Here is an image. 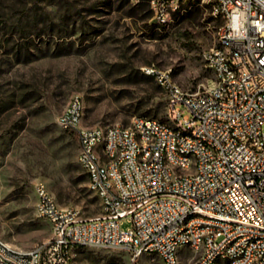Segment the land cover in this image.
I'll list each match as a JSON object with an SVG mask.
<instances>
[{
    "label": "built area",
    "instance_id": "built-area-1",
    "mask_svg": "<svg viewBox=\"0 0 264 264\" xmlns=\"http://www.w3.org/2000/svg\"><path fill=\"white\" fill-rule=\"evenodd\" d=\"M194 1L222 21L203 53L208 87L185 92L146 66L169 122L134 116L126 126L83 125L84 103L73 95L56 122L78 142L100 215L83 219L37 184L35 212L50 237L27 250L0 240V264H71L76 247L161 264H264V0H150L152 20L168 27Z\"/></svg>",
    "mask_w": 264,
    "mask_h": 264
},
{
    "label": "rangeland",
    "instance_id": "rangeland-1",
    "mask_svg": "<svg viewBox=\"0 0 264 264\" xmlns=\"http://www.w3.org/2000/svg\"><path fill=\"white\" fill-rule=\"evenodd\" d=\"M149 2L0 0V240L27 250L49 239L35 212L37 184L83 219L100 215L76 161L78 142L56 122L73 95L83 100L85 126H126L134 116L168 123L165 94L142 68L168 72L188 93L212 81L203 53L216 45L222 21L194 1L159 28ZM129 227L123 219L120 228ZM71 264L161 262L76 247Z\"/></svg>",
    "mask_w": 264,
    "mask_h": 264
},
{
    "label": "trees",
    "instance_id": "trees-1",
    "mask_svg": "<svg viewBox=\"0 0 264 264\" xmlns=\"http://www.w3.org/2000/svg\"><path fill=\"white\" fill-rule=\"evenodd\" d=\"M73 134V133H72ZM74 135V134H73ZM87 179V178H86Z\"/></svg>",
    "mask_w": 264,
    "mask_h": 264
}]
</instances>
